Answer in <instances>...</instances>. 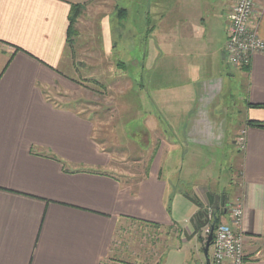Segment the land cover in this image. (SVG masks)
Listing matches in <instances>:
<instances>
[{
  "label": "crops",
  "instance_id": "obj_1",
  "mask_svg": "<svg viewBox=\"0 0 264 264\" xmlns=\"http://www.w3.org/2000/svg\"><path fill=\"white\" fill-rule=\"evenodd\" d=\"M88 1L0 0V264H103L131 225L172 237L154 264H199L201 212L215 208L218 223H230L212 173L227 154L240 162L244 263L264 264V128L249 125L264 126V55L246 69L227 63L234 0H167L153 18L159 42L129 59L141 77L136 105L124 100L125 108L139 113L142 103L134 134L152 151L133 184L112 175L113 157L64 69L71 7ZM254 10L264 41V0ZM197 188L204 202L190 196Z\"/></svg>",
  "mask_w": 264,
  "mask_h": 264
},
{
  "label": "rangeland",
  "instance_id": "obj_2",
  "mask_svg": "<svg viewBox=\"0 0 264 264\" xmlns=\"http://www.w3.org/2000/svg\"><path fill=\"white\" fill-rule=\"evenodd\" d=\"M80 6L79 17L69 36V42L73 43L64 59V69H67V75L79 82L80 90L76 97L81 105L80 113L96 123L94 137L113 157L112 175L132 180L129 182L133 184L141 179L152 151L144 136L134 134V130L144 121L140 112L142 103L139 105V113L136 110L129 112L125 108L124 100L136 105V82L141 77L135 62L130 63L129 59L141 55L146 57L151 53L150 46L153 42H159L161 34L159 28L155 32V25L158 27L160 23H155L153 18H159L162 10L170 7V3L167 0H89ZM155 12L157 16H153ZM119 67L123 68V76L118 73ZM237 122V114L228 119L231 127ZM237 140L234 146L239 154L242 151L238 149ZM231 147L226 145L225 148ZM229 159L227 154L223 167L217 166V170L212 173L214 179L216 175L219 176L218 187L227 192L225 204L232 208L240 200L241 169L240 162L235 161L233 166ZM202 166L207 167V164ZM202 193L204 191L197 188L195 195L191 193L190 196L204 202ZM211 210L209 221L215 216L214 210ZM147 228L146 225L140 228L131 225L119 231L114 241V253L103 264L159 263L163 251L173 245L172 237L168 239L163 232ZM199 236L201 238H196L192 247L196 250L197 262L204 264L202 251L205 238L202 234Z\"/></svg>",
  "mask_w": 264,
  "mask_h": 264
},
{
  "label": "built area",
  "instance_id": "obj_3",
  "mask_svg": "<svg viewBox=\"0 0 264 264\" xmlns=\"http://www.w3.org/2000/svg\"><path fill=\"white\" fill-rule=\"evenodd\" d=\"M255 0H234L226 15L227 37L225 53L227 63L234 69L250 67L253 57L264 55V41L258 34V21L254 18ZM238 149H245V131H241L237 140ZM229 208V224H218L213 231L209 264H245L243 253V233L241 231L243 208L239 202ZM211 219V208L204 209ZM209 227L202 230L206 239Z\"/></svg>",
  "mask_w": 264,
  "mask_h": 264
},
{
  "label": "water",
  "instance_id": "obj_4",
  "mask_svg": "<svg viewBox=\"0 0 264 264\" xmlns=\"http://www.w3.org/2000/svg\"><path fill=\"white\" fill-rule=\"evenodd\" d=\"M201 214L205 218L204 226L208 225L209 224L208 215L205 212H203V211L201 212ZM216 222H217V218H216V216H213L212 221L209 224L210 233L207 236L205 244H204V247H203V256H204L205 264H209V256H208L209 254L208 253H209V249L211 247V243H212V240H213V231H214V227L216 225Z\"/></svg>",
  "mask_w": 264,
  "mask_h": 264
},
{
  "label": "trees",
  "instance_id": "obj_5",
  "mask_svg": "<svg viewBox=\"0 0 264 264\" xmlns=\"http://www.w3.org/2000/svg\"><path fill=\"white\" fill-rule=\"evenodd\" d=\"M79 7H81V6H79V5L72 6L71 10H70V14H69V27H68V37H67L68 38V42H67V46H68V48H70V50L72 49V43L73 42H69V36H70V34H72L74 23H76V20L79 17V14H80L79 11L81 9ZM249 125L253 126V127L264 128V126H261L259 124H255V123H249Z\"/></svg>",
  "mask_w": 264,
  "mask_h": 264
},
{
  "label": "bare ground",
  "instance_id": "obj_6",
  "mask_svg": "<svg viewBox=\"0 0 264 264\" xmlns=\"http://www.w3.org/2000/svg\"><path fill=\"white\" fill-rule=\"evenodd\" d=\"M211 221H212V220L209 221V224L211 223ZM209 224L207 225L208 227H209ZM216 226H217V222H216L215 227H216ZM215 227H214V229H215ZM209 229H210V228H209ZM206 238H207V237H206ZM205 241H206V239H205ZM204 244H205V243H204Z\"/></svg>",
  "mask_w": 264,
  "mask_h": 264
}]
</instances>
